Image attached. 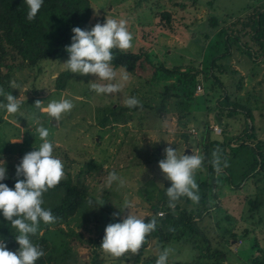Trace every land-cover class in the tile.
I'll return each mask as SVG.
<instances>
[{"label": "rangeland", "instance_id": "obj_1", "mask_svg": "<svg viewBox=\"0 0 264 264\" xmlns=\"http://www.w3.org/2000/svg\"><path fill=\"white\" fill-rule=\"evenodd\" d=\"M88 1L90 27L97 22L103 24L107 18L125 19L133 46L124 52H144L150 66L128 73L129 80L119 93L97 95L90 90L95 76L70 72L64 89L59 91L54 88V77L64 70L62 63L68 58L29 65L33 47L24 41L21 54L6 46V60L14 69L8 82L0 84L5 94L20 101L16 114L0 108V159L6 162V174L15 172L23 155L39 144L35 132L38 119L50 130L49 139L54 143V154L64 162L65 176L68 172L72 181L86 190L81 208L69 222L76 234L69 243L74 264H89L92 240L111 223L114 213L121 218L127 215V209H120L125 199L134 205L130 211L141 217L150 214V208L160 199L168 200L166 188L170 181L158 167L166 147L186 155L202 154L200 137L206 122L211 129L210 139L226 141L241 132L246 116H227L226 110L219 108L216 100L223 92L230 102L250 109V129L264 143V56L251 62L242 48L231 44L226 56L214 59L224 51L219 32L237 27L231 25L249 7L264 8V0ZM210 19L215 20L212 25ZM159 67L179 70L166 74ZM115 70L119 74L122 68ZM195 70L198 74L193 83L186 81L182 74H194ZM208 71L220 80V86L204 76ZM118 81L119 76L114 82ZM165 88L170 94L167 99L161 98ZM130 96L136 97L140 106L121 111L125 123H120L118 117L101 122L111 109L125 108L124 100ZM61 98L71 100L74 107L55 124L43 109L34 107L36 100L46 106ZM6 102L5 95H0V104ZM224 149L228 167L213 174V194L207 189L205 192V207L209 210L200 224L209 246L224 253L219 264H264V170L240 180L251 163L250 152L243 149L235 156ZM206 163L196 171L197 184L208 178ZM112 171L124 179L123 187L118 182L105 187L104 181ZM100 199L105 203L99 206ZM175 204L191 212L201 208L185 197ZM165 247L172 249L168 264H210L190 263L194 249L189 243L170 240L161 246L155 239L150 240L141 256L128 253L115 258L102 250L103 264H155Z\"/></svg>", "mask_w": 264, "mask_h": 264}, {"label": "trees", "instance_id": "obj_2", "mask_svg": "<svg viewBox=\"0 0 264 264\" xmlns=\"http://www.w3.org/2000/svg\"><path fill=\"white\" fill-rule=\"evenodd\" d=\"M247 10L246 14L237 17L236 23L233 22L231 25H238L237 27H229L228 31L219 32L222 35L224 51L214 57V59L226 56L229 53L231 44L238 49L242 48L251 62L260 56H264V8L252 6ZM26 14L27 6L24 0H0V68L3 70L0 71V84L8 82L9 74L14 69V66L6 60V56L9 53L6 46L16 50L17 54H21L24 51L23 42L26 41L33 47L32 56L28 64L35 65L40 60L68 58L65 47L71 43V29L73 27L91 29L89 25L90 5L88 0H44L34 20L28 21ZM162 17H166L165 21L168 22L166 12L162 13ZM210 20V25H212L215 20ZM113 55V66L122 68L127 73L132 74L143 69L145 65L150 66V61L144 52H124L114 49ZM159 70L166 74H172L179 68L167 69L159 67ZM197 74L198 72L195 70L194 74L188 75V72L185 71L182 75L186 81L193 83ZM67 76L68 71L62 70L58 72L54 78V88L56 90L64 89ZM204 76L211 78L212 81L220 86V80L215 78L211 72H204ZM191 85L192 87L194 86V84ZM169 95L167 88L161 92V98L163 99H167ZM216 101L220 109L226 110L227 116L233 114L246 116L247 120L244 128L239 134L226 138V141H218L217 139H210L211 129L208 123L202 124L200 141L204 162L207 160L208 178L198 184L201 188V193L199 194V203L195 204L201 208L197 209L196 212H191L189 209L179 208L176 204L174 207H169V200L160 199L150 208V214L143 216L146 222L155 218L157 220V228L146 237L145 244L137 253L138 256H141L142 252H144L143 250L146 249L152 239H155L161 246L170 240H175L179 243H189L194 249L191 263L209 262L210 264H219L220 261L222 262L224 253L218 248L209 246L206 233L200 224L203 215L209 210L208 207H205L207 205L206 189L213 194V186L215 184V175L213 174L216 171L211 163L213 159L212 149L219 150L222 163L225 160V155L227 156L224 147L228 148L231 154L235 156L243 149L248 150L251 163L248 169L240 175V180H243L246 176L254 175L257 170H264V143L256 139L254 132L250 129L252 118L248 107L230 102L224 92L220 94ZM135 108L138 107H125L120 110L111 109L107 115L101 118V122H105L110 118L115 120L118 117L120 123H125L127 119L120 115L121 111ZM252 138L253 144L245 142V139ZM6 175L7 179L0 181V183H5L8 187L13 188L16 182L15 172ZM86 195L85 188L73 182L68 172L57 186L44 193L43 206L50 209L52 214L58 219L54 224L41 222L38 233L31 237L33 243L39 245L45 253L35 264H74L75 256L69 249V243L75 238L76 234L72 227L69 226V222L81 208ZM159 209H163L164 212L158 211ZM158 212L161 214L158 215ZM123 218L115 216L111 223L120 222ZM75 225L77 226L78 224L75 223ZM15 235V229L0 214V239H3L10 251H15L19 247L15 241ZM103 235L104 229L89 245V264H103L102 249L100 248ZM198 241L201 243L199 246Z\"/></svg>", "mask_w": 264, "mask_h": 264}, {"label": "clouds", "instance_id": "obj_3", "mask_svg": "<svg viewBox=\"0 0 264 264\" xmlns=\"http://www.w3.org/2000/svg\"><path fill=\"white\" fill-rule=\"evenodd\" d=\"M24 2L27 6L26 19L32 21L44 0ZM127 23L125 19L107 18L103 24L97 22L90 30L73 27L71 43L65 47L68 59L62 63L63 69L81 76H95L90 90L97 95L119 93L124 83L129 80V74L123 69L117 73L112 64L113 50L126 51L133 46V35L128 30ZM118 76L119 81L114 82ZM0 95H5L7 101L6 104H0V108H4L8 114H16L20 109L18 98L9 93L5 94L3 89H0ZM124 104L132 108L140 106V101L130 96L124 100ZM34 107L43 109L52 121L58 122L63 114L72 110L74 104L69 99L61 98L49 101L46 106L44 102L36 100ZM36 123L35 132L40 142L33 147L34 150L25 153L16 166L14 187L0 183V214L15 229V241L19 245L17 250L10 251L3 239H0V264H35L45 253L39 245L33 243L31 237L38 233L41 222L54 224L58 219L50 209L43 206V196L65 178L64 162L54 154L49 128L40 124L38 119ZM212 157L211 163L218 174L222 168L228 167L226 160L222 163L219 150H214ZM203 162L204 156L199 152L186 155L184 152L178 153L171 146L164 149V158L158 162V167L164 178L170 181V186L166 188L169 207H174L175 201L181 197L199 203V186L195 174L202 168ZM5 163L0 159V181L7 179ZM116 182L120 187L125 184L124 179L112 171L108 173L104 185L110 188ZM92 203L90 200L89 204ZM104 203L103 199L99 200V206ZM133 207L132 202L125 199L120 209H127V215L120 222L109 223L104 228L100 248L112 257L137 254L145 244L146 237L157 228L155 218L146 222L145 218L130 211ZM116 215L114 213L113 217ZM171 252L172 249L168 247L160 250L155 264H168Z\"/></svg>", "mask_w": 264, "mask_h": 264}, {"label": "built area", "instance_id": "obj_4", "mask_svg": "<svg viewBox=\"0 0 264 264\" xmlns=\"http://www.w3.org/2000/svg\"><path fill=\"white\" fill-rule=\"evenodd\" d=\"M196 86H197V88H199V87H200L199 85H196ZM157 214H158V215H160L161 213H160V212H158Z\"/></svg>", "mask_w": 264, "mask_h": 264}, {"label": "water", "instance_id": "obj_5", "mask_svg": "<svg viewBox=\"0 0 264 264\" xmlns=\"http://www.w3.org/2000/svg\"><path fill=\"white\" fill-rule=\"evenodd\" d=\"M53 123L55 124L56 122H55V121H53Z\"/></svg>", "mask_w": 264, "mask_h": 264}, {"label": "crops", "instance_id": "obj_6", "mask_svg": "<svg viewBox=\"0 0 264 264\" xmlns=\"http://www.w3.org/2000/svg\"><path fill=\"white\" fill-rule=\"evenodd\" d=\"M191 263V262H190ZM200 263H202V262H200Z\"/></svg>", "mask_w": 264, "mask_h": 264}]
</instances>
